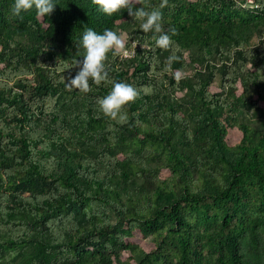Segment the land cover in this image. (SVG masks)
<instances>
[{"label": "trees", "instance_id": "16d2710c", "mask_svg": "<svg viewBox=\"0 0 264 264\" xmlns=\"http://www.w3.org/2000/svg\"><path fill=\"white\" fill-rule=\"evenodd\" d=\"M245 1L137 0L165 49L127 9L0 0V264H264V0ZM88 28L129 37L105 60L139 92L124 123L98 108L111 84L65 81Z\"/></svg>", "mask_w": 264, "mask_h": 264}, {"label": "clouds", "instance_id": "9594fccd", "mask_svg": "<svg viewBox=\"0 0 264 264\" xmlns=\"http://www.w3.org/2000/svg\"><path fill=\"white\" fill-rule=\"evenodd\" d=\"M100 10L108 15L121 9H127L133 18L142 19L140 28L144 32L155 30L159 33L156 37V45L161 48L172 46V37L162 31L163 13L158 8L137 7V0H95ZM54 0H14L12 11L19 15L32 7H36L41 15L49 14L55 7ZM175 32V29H172ZM80 46L83 54L77 56L70 67H76L75 74L71 72L64 76L66 83L71 88H77L83 92L90 91V80L96 85L102 82L111 84V88L106 95L97 97L99 110L118 123L128 120V115L124 111V106L133 101L138 95V89L131 83L124 80H114L106 70L105 60L110 51H118L125 47V40L117 32L110 28H105L103 32H97L93 28H88L80 39ZM176 59L175 54L169 60Z\"/></svg>", "mask_w": 264, "mask_h": 264}, {"label": "rangeland", "instance_id": "374dc122", "mask_svg": "<svg viewBox=\"0 0 264 264\" xmlns=\"http://www.w3.org/2000/svg\"><path fill=\"white\" fill-rule=\"evenodd\" d=\"M242 7L244 8H253L256 6V4L254 3L253 0H246L245 2H243ZM116 31L122 36V38L125 40V44L128 43L129 37L127 35L126 30L122 29V28H117ZM257 42V38H254L252 43ZM136 45V41L132 42V48L135 47ZM117 52L128 55L129 53L132 52L131 49H128L127 47H124L123 49L118 50ZM190 69H187V72H189ZM236 114H238L241 118L243 119H253V115L255 112L254 108H250V109H244V108H239L236 111ZM234 140V139H233ZM231 142V138L229 139V143ZM233 142V141H232ZM171 175V172L169 169L167 168H162L160 170V177L161 178H166L169 177ZM113 221H115V217L113 216ZM129 240H132L138 244L141 245H145L147 248H150L152 246L151 244V238L147 237V238H143L137 231H134L132 233V235L128 238Z\"/></svg>", "mask_w": 264, "mask_h": 264}, {"label": "built area", "instance_id": "2783aa9c", "mask_svg": "<svg viewBox=\"0 0 264 264\" xmlns=\"http://www.w3.org/2000/svg\"><path fill=\"white\" fill-rule=\"evenodd\" d=\"M129 54H130V53H129ZM129 54H128V55H129Z\"/></svg>", "mask_w": 264, "mask_h": 264}]
</instances>
